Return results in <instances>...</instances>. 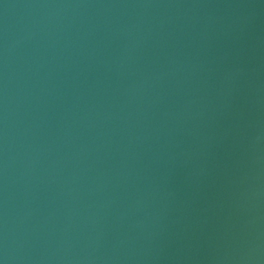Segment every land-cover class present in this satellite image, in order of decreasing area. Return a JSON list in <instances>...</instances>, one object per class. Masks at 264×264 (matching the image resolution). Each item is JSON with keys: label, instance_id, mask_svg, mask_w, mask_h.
<instances>
[{"label": "water", "instance_id": "95a60500", "mask_svg": "<svg viewBox=\"0 0 264 264\" xmlns=\"http://www.w3.org/2000/svg\"><path fill=\"white\" fill-rule=\"evenodd\" d=\"M0 264H264V0H0Z\"/></svg>", "mask_w": 264, "mask_h": 264}]
</instances>
